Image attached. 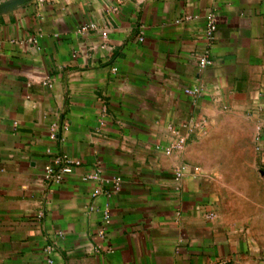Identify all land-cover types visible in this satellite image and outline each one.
<instances>
[{
	"label": "crops",
	"instance_id": "1",
	"mask_svg": "<svg viewBox=\"0 0 264 264\" xmlns=\"http://www.w3.org/2000/svg\"><path fill=\"white\" fill-rule=\"evenodd\" d=\"M262 258L264 0H0V264Z\"/></svg>",
	"mask_w": 264,
	"mask_h": 264
},
{
	"label": "built area",
	"instance_id": "2",
	"mask_svg": "<svg viewBox=\"0 0 264 264\" xmlns=\"http://www.w3.org/2000/svg\"><path fill=\"white\" fill-rule=\"evenodd\" d=\"M97 29H98L97 24L88 23V24L81 26L79 31L81 33H86L88 31L97 30ZM217 30L218 29H217L216 15L213 12H210L206 16V25H205V31H204L205 37L208 41L209 46H212L215 43ZM140 40L143 41V38L141 37ZM199 65H200V68L204 69V68L211 66V61L206 57L200 61ZM113 71L117 72V69L113 68ZM49 83L50 81L46 80L45 84H49ZM186 93H191V91L186 90ZM56 132L57 130H56V127L54 126L50 132L51 138L55 139L57 137ZM182 147H183L182 142L176 141L168 149H166L165 152L167 155H170L172 154L173 151L180 150L182 149ZM49 154H51V151H49ZM79 165H80V162L70 158L67 155L55 156L51 159L50 163L45 168L42 178L44 182H46L50 186L51 185L60 186L66 181L67 177L73 174L74 168ZM184 170H185V167H181L178 170H176L175 176L177 179H180L182 177ZM84 180L100 181L103 184L111 183V189L109 192L103 191L102 189H96L92 193L93 198L104 195L106 198L109 199L113 195L119 193L122 188V181L120 178L115 177L109 181L103 178V168L100 165L96 168L95 171L84 176ZM208 218L214 219L215 214L210 213L208 215ZM102 219H103V226H102V230L100 231L99 235L101 237H105L106 236L105 227H107L111 222V213H110V208L108 204H106L105 208L103 209Z\"/></svg>",
	"mask_w": 264,
	"mask_h": 264
},
{
	"label": "rangeland",
	"instance_id": "3",
	"mask_svg": "<svg viewBox=\"0 0 264 264\" xmlns=\"http://www.w3.org/2000/svg\"><path fill=\"white\" fill-rule=\"evenodd\" d=\"M226 212H231L232 211V207L228 206L226 209ZM230 264H264V258L262 259H253L251 262H249L248 260H243V261H239L236 263H230Z\"/></svg>",
	"mask_w": 264,
	"mask_h": 264
}]
</instances>
